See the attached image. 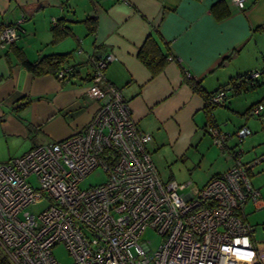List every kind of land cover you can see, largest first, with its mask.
<instances>
[{
  "label": "crops",
  "instance_id": "obj_1",
  "mask_svg": "<svg viewBox=\"0 0 264 264\" xmlns=\"http://www.w3.org/2000/svg\"><path fill=\"white\" fill-rule=\"evenodd\" d=\"M87 17L95 19L92 30ZM20 18V36L0 47V162L82 129L98 103L86 96L91 58L111 52L105 76L127 101L136 126L151 134L146 148L160 178L202 186L233 163L230 153L239 148L241 159L251 162L249 177L262 202L257 209L247 203L244 217L251 222L246 214L260 212L251 225L264 226V109L250 113L264 105V91L251 96L225 86L254 71L262 77L254 87L264 88V0H245L242 8L232 0H0V27ZM56 26L63 32L57 38ZM150 32L170 53L154 75L137 57ZM65 52L77 69L65 83L52 73H31L18 55L33 61ZM185 77L209 93L225 87L224 126L216 107L225 102L211 110L212 122L228 133L222 146L208 131L205 98ZM241 126L251 133L237 144L233 134ZM252 241L264 251V241L253 234Z\"/></svg>",
  "mask_w": 264,
  "mask_h": 264
},
{
  "label": "built area",
  "instance_id": "obj_2",
  "mask_svg": "<svg viewBox=\"0 0 264 264\" xmlns=\"http://www.w3.org/2000/svg\"><path fill=\"white\" fill-rule=\"evenodd\" d=\"M232 2L242 8L245 0ZM22 20L0 27V47L20 36ZM113 59L111 52L91 58L86 96L98 103L82 129L0 162L4 254L13 264H61L52 249L62 244L69 264H264V251L252 241L254 227L244 217L247 203L262 207L249 177L251 162L236 148L233 163L202 186L162 180L146 148L151 134L136 126L127 101L105 76ZM226 95L221 87L210 102L223 104ZM262 109L256 104L250 113ZM208 131L222 146L228 133L212 126ZM250 133L241 126L233 135L240 144ZM96 167L106 173L105 182L80 188ZM41 202L46 205L37 213L26 209ZM146 228L160 238L155 248L140 239Z\"/></svg>",
  "mask_w": 264,
  "mask_h": 264
},
{
  "label": "trees",
  "instance_id": "obj_3",
  "mask_svg": "<svg viewBox=\"0 0 264 264\" xmlns=\"http://www.w3.org/2000/svg\"><path fill=\"white\" fill-rule=\"evenodd\" d=\"M84 23L87 28L92 30L95 27V19L87 17L84 19ZM62 29L57 26L54 27L55 37H59L62 34ZM66 33V31H65ZM20 63L31 73L35 75H41L46 73H52L57 76L60 82L65 83L72 77L76 76L77 69L76 65H68V58L70 57L69 52L65 53H55L49 55H43L36 60L30 61L25 58L22 54H18ZM170 53L167 45L162 47L159 43V36L156 32H150L144 39L143 43L140 45L137 51L138 59L148 68L152 75L157 74L162 70L165 64L168 62V57ZM67 67L63 75L59 76L58 72L63 66ZM258 75V74H257ZM245 77V78H244ZM186 78V77H185ZM186 80L192 86L194 90L199 92L206 100V114L208 119V126L216 127L211 119V110L216 106L210 102V97L214 93L206 92L201 85L200 81L193 78L187 77ZM259 81L257 77L251 76L249 73H243L230 80L225 86L232 88L234 92L239 93L249 87H254L258 85ZM225 89V87H223ZM219 89V88H218ZM227 96V95H226ZM251 108V107H250ZM0 264H12V262L7 258L5 254L0 255Z\"/></svg>",
  "mask_w": 264,
  "mask_h": 264
},
{
  "label": "rangeland",
  "instance_id": "obj_4",
  "mask_svg": "<svg viewBox=\"0 0 264 264\" xmlns=\"http://www.w3.org/2000/svg\"><path fill=\"white\" fill-rule=\"evenodd\" d=\"M254 71H249V72H246V73H253ZM257 80L260 81V79L262 78L260 75H257ZM261 91H264V88H261L260 90L257 89V87H254V88H248L247 89V92H249L248 94L253 96L255 93L256 94H260ZM264 93V92H262ZM227 94V92H226ZM228 95H230L228 93ZM248 96V95H247ZM227 100V96H226V99H225V107H216L217 110L221 111V119H220V122L221 124L223 125V123L225 122L224 118L227 117L226 114H224L222 112V110H228L226 109V107H229L228 106V102L226 101ZM233 114V113H232ZM234 116H241V115H238V114H234ZM224 117V118H223ZM226 123H227V120H226ZM224 126V125H223ZM251 130V129H250ZM107 178V175L106 173L102 170L101 167H96L94 168L93 170H91L88 174H86L78 183V186L80 188H87V187H91V186H95V185H98V184H101L103 182H105ZM30 182L32 184H35V180L34 178H30ZM46 205L45 202H41V203H38L36 205H29L26 207V209L32 213H37L38 211H40L42 208H44ZM245 211H247V208H245ZM260 212H257V213H252V215L250 213H247L246 216H248L249 220L251 222L255 221V220H259L260 219V216H257L259 215ZM251 222H249L250 224H252ZM253 225V224H252ZM255 227V232H253V238L258 242V241H264V226H262L261 224H255L254 225ZM141 240H145V239H148L150 241V247L151 248H155L159 241H160V238L159 236L155 233V231H153L151 228H146L143 230L142 234H141ZM260 247H262L261 245H259ZM258 246V247H259ZM1 254H4V251L2 250V248H0V255ZM52 254L54 256V258L60 262L61 264H69L71 262V256L68 254V252L66 251V249L64 248V246L62 244H57L53 247L52 249Z\"/></svg>",
  "mask_w": 264,
  "mask_h": 264
}]
</instances>
